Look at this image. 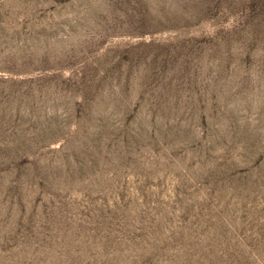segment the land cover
Listing matches in <instances>:
<instances>
[{
    "label": "rangeland",
    "instance_id": "rangeland-1",
    "mask_svg": "<svg viewBox=\"0 0 264 264\" xmlns=\"http://www.w3.org/2000/svg\"><path fill=\"white\" fill-rule=\"evenodd\" d=\"M0 264H264V0H0Z\"/></svg>",
    "mask_w": 264,
    "mask_h": 264
}]
</instances>
